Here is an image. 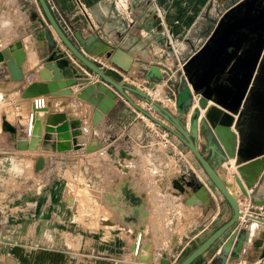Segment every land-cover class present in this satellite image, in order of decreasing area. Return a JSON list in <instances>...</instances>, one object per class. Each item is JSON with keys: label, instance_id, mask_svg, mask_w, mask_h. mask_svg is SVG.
Instances as JSON below:
<instances>
[{"label": "crops", "instance_id": "obj_1", "mask_svg": "<svg viewBox=\"0 0 264 264\" xmlns=\"http://www.w3.org/2000/svg\"><path fill=\"white\" fill-rule=\"evenodd\" d=\"M239 1L132 0L135 22L129 25L116 14L111 0H48L68 33L80 32L83 37L97 34L107 43L123 49L135 60L158 64L172 72H176L204 44L223 14ZM46 27H49V23L39 0H0V40L5 41L7 46ZM61 48L67 53V57L72 58V62H76L90 76L91 81L98 79L63 44ZM86 55L116 80H126L145 91L156 92L160 87L163 94L167 90L172 91L168 79L150 89L143 77L130 78L108 61H99V57ZM39 69L40 67L34 69L33 81H41ZM24 72L27 76L30 75L27 61ZM1 81H4L7 91L18 96L15 104L18 109L17 133L13 135L9 132L11 137L6 145L0 142L2 264H9V260L13 264H146L138 261L131 253L137 233L141 230H144L145 241L150 239L154 242V264H159L162 252L175 236L177 240L171 257L178 262L229 217V206L223 200V195L212 186L204 172L198 171L196 159L189 153L190 150L175 136H172L176 145L172 154L156 144L155 130L164 128L143 118L141 112L119 95L116 105L96 127L92 125L93 104L76 95L82 88L81 84L71 87L72 95L46 96L49 110L40 111L43 115L40 116L43 136L50 114H76L83 119L88 129L85 144L101 139L103 148L92 152H88L86 147L63 152L42 150L41 146L36 150L17 149V140L30 138L25 135L24 126L31 99L26 100L22 96L29 81L27 79L20 83L12 80L8 68L0 62ZM128 94L142 106L140 98L129 92ZM58 135L59 133L52 132V140H57ZM121 138L125 140L124 147L140 155L143 161L145 172L139 177L119 171L110 160L106 149ZM27 158L33 161L29 166L18 168L17 172H9L4 168L6 161L12 163L13 160L22 161ZM39 158L45 160V166L37 170L35 164ZM232 160L234 159L225 165L228 176L237 171H228ZM86 164L90 167L93 184L104 181L103 171L106 169H113L116 173L108 189L99 190L102 196L98 197V207L108 214L103 212L97 221L98 226H91L89 221L83 223L76 215H72L70 209L77 211V207L68 204L65 205V218L61 219L58 205H51L53 194L49 193L45 199L50 205L51 218L43 223L36 214L40 205L37 197L42 190L40 182L46 179L47 182L55 169H61L62 165L72 167L85 178L83 169ZM178 172H181V177ZM182 177L183 183L191 181L195 188L191 190L186 186L190 191L184 193L177 189L173 181ZM123 186L126 187L127 194L121 192L120 188ZM200 186L205 189L201 197L198 195ZM249 191L251 196L244 197L246 202L264 199V171L257 184ZM29 193L33 197H29ZM107 197L114 198L117 203L111 204ZM124 198L129 200L126 202ZM142 211H147V215L144 216ZM24 212L32 213L23 215L22 223L19 224L23 227L21 233L14 237L4 234L15 215ZM141 226L144 229H140ZM228 236L229 234L220 239L192 264H212L214 256L219 253Z\"/></svg>", "mask_w": 264, "mask_h": 264}, {"label": "water", "instance_id": "obj_2", "mask_svg": "<svg viewBox=\"0 0 264 264\" xmlns=\"http://www.w3.org/2000/svg\"><path fill=\"white\" fill-rule=\"evenodd\" d=\"M39 3L49 27L0 50V62L16 82L23 83L29 77L24 72L26 61L30 74L40 67L41 81L29 82L22 92L23 98L72 95L71 87L81 84L76 95L93 104L92 125L96 127L116 105L118 95L123 97L191 151L212 186L230 207L229 217L178 262L171 257L177 240L172 237L159 264H192L233 227L212 264H264V225L251 221L246 228L239 229L237 224L242 216L240 198L251 196L249 190L264 171V0H240L230 7L209 38L176 72L135 60L97 34L83 37L80 32L68 33L48 0H39ZM61 44L98 79L91 81L90 76L67 57ZM86 54L99 57V61H108L130 78L143 77L150 89L168 79L172 91L167 90V93L175 101V111L153 99L149 91L126 80H116ZM128 92L149 104L160 118L137 104ZM49 106L40 111L47 112ZM47 121L43 136L41 119L35 115L32 135L25 138L27 142L23 147L19 145L21 139L17 140L16 148L36 150L41 146L42 150L59 152L84 147L92 152L103 148L101 139L85 144L88 129L76 114L53 113ZM2 129L13 135L17 133V127L4 118ZM52 132L59 133L57 140H52ZM124 144L121 138L107 147L110 160L119 171L139 177L145 172L143 161ZM231 159L235 160L237 171L229 178L223 169ZM44 166L45 160L39 158L35 168L39 170ZM83 171L87 186L100 191H106L116 175L113 169H106L104 181L93 184L89 165H84ZM173 184L182 193L190 191L186 184L195 188L191 181L185 184L178 178ZM199 189L201 197L205 189L203 186ZM253 202L264 204V199ZM142 214L146 216L147 211ZM155 258L154 242L148 239L142 244L138 261L154 264Z\"/></svg>", "mask_w": 264, "mask_h": 264}, {"label": "rangeland", "instance_id": "obj_3", "mask_svg": "<svg viewBox=\"0 0 264 264\" xmlns=\"http://www.w3.org/2000/svg\"><path fill=\"white\" fill-rule=\"evenodd\" d=\"M5 89H6V87L4 85V81H1L0 82V90H2L3 93H5L3 100L0 101V112L2 113L1 117L5 118V116H6L5 113H6L7 109L9 111L15 110L16 114L13 115V118H12L13 123H11V124L17 126L18 109H17L15 104L18 101V96L16 94H13V93L7 91V89L6 90ZM149 92H150V94H153V91L149 90ZM163 97H164V99H166L167 97H170V95H168V93L166 92L163 94ZM158 101H160L164 106H166L163 98L158 100ZM142 106L149 111L152 110L151 112L153 113V115L157 118H160V116L155 111H153V109H151V106L149 104H147L146 102H142ZM13 111H11V112H13ZM149 122H151V121H149ZM1 135L3 138L1 137ZM10 135L11 134H9V132L4 131L1 127V131H0V139H1L0 142H1V144L6 145L8 139L11 137ZM189 153L194 157V155L191 153V151ZM194 159H195V157H194ZM31 162L32 161L28 158L25 160H22V161L13 160L12 163L10 161H6V162H4V168H5V170H7L9 172H15V171L17 172L18 168H24L23 166L25 164L27 166H29V164ZM148 162H150V161H148ZM197 165H198V169H199L198 171L200 173L204 172L202 167L198 164V162H197ZM30 170H31V168H30ZM223 170H226V167H224ZM178 173H179V176L181 177V172H178ZM232 175L233 174H230L229 178H231ZM180 179L182 182H184L183 177ZM46 180H43L40 182V186H41L42 190H41V194L38 195V197H37L39 199L40 205H39V208H37V210H36L37 217L40 218L43 223L48 222L51 218L50 205L48 202H46V199H45L46 195H48L49 193L53 194L51 205H58L57 209H59V211H60L58 214H59V218H61V219L65 218L64 215H65V213H67V211L65 210V208H66L65 205H68V204H72V206L74 204V206H75L74 208L77 207V211L70 209L69 212L72 215H76L77 218L80 221H82L83 223L89 221V224L91 226H98L97 221L103 212H105L106 215L108 214V212L106 213V211H101L98 207V203H99L98 197L102 196V192H100L99 190H94V189L92 190V188L88 187L85 178H83V176H81L78 173V171L74 170L72 167H69V166L66 167V166L62 165L61 169H55V172L52 173L51 177L49 178V180L47 182H46ZM186 186H188V185L186 184ZM188 187L191 190H193L192 186H188ZM120 190L122 193L127 194V189L125 186L121 187ZM28 196L33 197V195L31 193H29ZM107 199L111 204L113 203L109 197H107ZM128 200L129 199L124 198V201L127 202ZM245 202H246V199H244V196H242L240 198V203H245ZM116 203H117V201H116ZM60 206H62V207H60ZM228 208L229 209L227 210V212L230 215V207H228ZM227 212H226V214H227ZM28 213H32V212H24L21 214H16L15 217L12 219V222L5 228L4 234H6L8 236H12V237L20 234L21 231L23 230V227L20 226L19 224L22 223L21 219L24 218L23 215L28 214ZM122 213H123V211H122ZM237 222H239V220ZM231 231L232 230H229L224 235L223 238H225L228 234H230ZM3 260H4V257L1 256V252H0V264H2ZM9 264H13V261L9 260Z\"/></svg>", "mask_w": 264, "mask_h": 264}, {"label": "built area", "instance_id": "obj_4", "mask_svg": "<svg viewBox=\"0 0 264 264\" xmlns=\"http://www.w3.org/2000/svg\"><path fill=\"white\" fill-rule=\"evenodd\" d=\"M115 12L118 16L122 17L127 21L129 25L134 24V11L132 8V0H111ZM159 11V10H158ZM160 12V11H159ZM7 44L5 41L0 40V50L5 48ZM28 81H33V74H30L28 77ZM48 106V98L44 95L36 96L31 98V107L28 112V117L26 120V124L24 126L25 135L30 137L32 135V129L34 127V118L38 111L43 110ZM143 118H147L145 115H142ZM153 122V121H152ZM1 131V128H0ZM156 136V144L160 145L163 149L168 150L169 153L175 152V142L172 139V135L169 131L163 130H155ZM5 182V179H4ZM241 211L242 216L238 222V228H246L249 222H260L264 223V204H254L251 199L249 202L241 203ZM131 231V230H130ZM145 242V233L144 230H141L137 233L136 239L134 241V245L132 247V255L137 258L140 256L142 244ZM176 259V258H175Z\"/></svg>", "mask_w": 264, "mask_h": 264}, {"label": "bare ground", "instance_id": "obj_5", "mask_svg": "<svg viewBox=\"0 0 264 264\" xmlns=\"http://www.w3.org/2000/svg\"><path fill=\"white\" fill-rule=\"evenodd\" d=\"M7 20V19H6ZM8 21V20H7ZM9 22V21H8ZM7 23V22H6ZM10 24V23H9ZM72 55V54H71ZM73 56V55H72ZM138 79V78H137ZM4 94L5 93H3L2 92V90H0V101L1 100H3V98H4ZM151 96L153 97V99H155V100H160V99H162L163 98V100L165 101V105H166V107L167 108H169V109H171V110H173V111H175V101L173 100V99H171L170 97H167L166 99H164V97H163V92H162V88L160 87L156 92H153V94H151ZM197 97V95L195 94V98ZM27 100V99H26ZM25 110V109H24ZM11 111H13V110H11ZM11 111H9L8 109H7V111H6V116H5V120H7V121H9V122H11V123H13V115H15L16 114V112H15V110L13 111V112H11ZM204 112V111H203ZM38 113V112H37ZM36 113V114H37ZM1 112H0V128L2 127V122H3V118L1 117ZM39 115H38V118L40 119V116H43L42 115V112L40 113H38ZM16 118V117H15ZM3 135V134H2ZM2 135H1V137H2ZM3 138V137H2ZM24 138V137H23ZM27 139V138H26ZM29 139V138H28ZM1 140V139H0ZM26 140L25 139H21L20 141H19V145H22V146H25L26 145ZM30 150V149H29ZM33 161V160H32ZM25 162V161H24ZM26 165V164H25ZM233 169H236V166H235V163H234V160H232V162H231V168H228V171H229V173L231 172V170H233ZM111 200H112V202L113 203H115L116 201H115V199H113V198H111ZM105 217V216H104ZM238 223V222H237ZM130 224H131V222H130ZM237 225V224H236ZM235 225V226H236ZM130 226V225H129ZM234 228V227H233ZM232 228V229H233ZM232 229H230V230H232ZM139 232V231H138ZM129 240V239H128Z\"/></svg>", "mask_w": 264, "mask_h": 264}]
</instances>
